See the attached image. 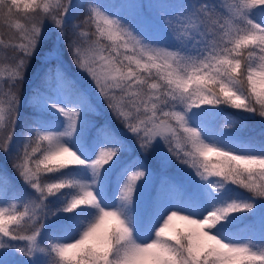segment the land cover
I'll list each match as a JSON object with an SVG mask.
<instances>
[{
  "label": "snow or ice",
  "instance_id": "6c2138e0",
  "mask_svg": "<svg viewBox=\"0 0 264 264\" xmlns=\"http://www.w3.org/2000/svg\"><path fill=\"white\" fill-rule=\"evenodd\" d=\"M0 264H264V0H0Z\"/></svg>",
  "mask_w": 264,
  "mask_h": 264
},
{
  "label": "trees",
  "instance_id": "16d2710c",
  "mask_svg": "<svg viewBox=\"0 0 264 264\" xmlns=\"http://www.w3.org/2000/svg\"><path fill=\"white\" fill-rule=\"evenodd\" d=\"M227 111H232L231 109H228ZM115 127L119 128V125H114Z\"/></svg>",
  "mask_w": 264,
  "mask_h": 264
}]
</instances>
